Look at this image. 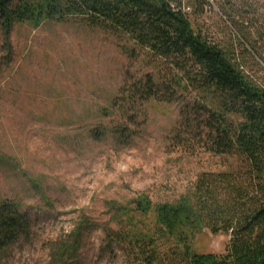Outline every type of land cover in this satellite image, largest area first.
I'll return each instance as SVG.
<instances>
[{"label": "rangeland", "instance_id": "rangeland-1", "mask_svg": "<svg viewBox=\"0 0 264 264\" xmlns=\"http://www.w3.org/2000/svg\"><path fill=\"white\" fill-rule=\"evenodd\" d=\"M184 1L194 30L264 87V64L250 48L264 58V10L239 21L249 46L222 15L224 0H207L202 14ZM135 48L81 18L0 27V205H17L31 227L0 252V264H137L111 234L116 209H133L141 194L176 203L200 175L238 169L237 156L204 149L194 95L126 111L115 104L125 79L161 80L142 52L131 54ZM230 239L201 229L191 248L221 256Z\"/></svg>", "mask_w": 264, "mask_h": 264}, {"label": "trees", "instance_id": "trees-1", "mask_svg": "<svg viewBox=\"0 0 264 264\" xmlns=\"http://www.w3.org/2000/svg\"><path fill=\"white\" fill-rule=\"evenodd\" d=\"M184 2L0 0V27L9 31L16 23L81 18L91 28L127 37L136 47L131 54L142 52L162 77L159 83L150 75L135 83L125 79L115 104L126 111L151 99L171 102L194 95L192 110L195 117L202 116L197 136L203 138L204 149L239 158L236 171L200 175L193 190L176 203H154L141 194L132 201L133 209L115 210L118 229L111 234L127 246L137 264H264V87L230 53L194 30ZM224 2L222 15L249 45L239 21L258 17L264 0ZM207 6V0H193L196 14ZM250 48L264 64L258 50ZM150 215L151 224L136 219ZM30 228L17 205L2 202L0 252L27 236ZM201 229L231 237L224 255L192 250L191 240Z\"/></svg>", "mask_w": 264, "mask_h": 264}]
</instances>
